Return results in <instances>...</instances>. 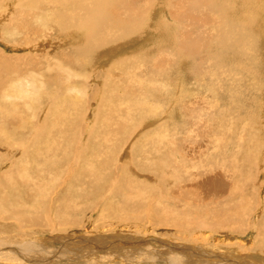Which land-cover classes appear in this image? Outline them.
<instances>
[{"label": "rangeland", "instance_id": "rangeland-1", "mask_svg": "<svg viewBox=\"0 0 264 264\" xmlns=\"http://www.w3.org/2000/svg\"><path fill=\"white\" fill-rule=\"evenodd\" d=\"M16 7L0 18V219L15 224L0 238L48 246L21 264H264V0L233 4L235 56L219 49L209 12L195 54L153 21L140 33L153 37L91 76L76 65L79 39L46 29L36 49L41 30ZM206 180L216 192L204 198Z\"/></svg>", "mask_w": 264, "mask_h": 264}, {"label": "bare ground", "instance_id": "bare-ground-1", "mask_svg": "<svg viewBox=\"0 0 264 264\" xmlns=\"http://www.w3.org/2000/svg\"><path fill=\"white\" fill-rule=\"evenodd\" d=\"M240 1L241 0H7L6 2H3L2 0L0 18L2 19L10 16L13 11L11 7L17 6L16 8L18 10V15H15L17 20L23 24L29 25L32 30H41L40 34L43 36L39 35L40 38L38 39V42L35 41V43L38 45L35 47L36 49L41 46V39L50 37V33H48L46 29L57 28L61 30L63 32L62 36L64 37V40L70 41L71 43L79 39V42L76 43L74 47V54L78 58L76 65L79 69H81L80 71L90 70L89 76H91L94 73L93 70L99 66L103 59H108L111 53H116L119 50H130L131 48L136 49L138 44L147 40L145 37L149 36V39L153 37L154 34H152L150 31H146L143 38L140 36V33L143 30H146L148 24L152 23L153 21L157 22L155 25H153V28L162 31V34L166 33L168 36L169 33H174L173 38L177 41V47L179 51L182 50V52L186 55L195 54L199 47V33L202 27L205 28L204 24L208 21L210 16L209 12L214 15V20H211L210 30L218 44L219 49H224L235 56L238 50H236L237 48L235 47L234 43L237 41L238 37L230 39L231 33L233 30H238V33L242 32L237 28L236 25V14L240 13L241 9L240 7L233 8V4L235 2L240 3ZM206 3L208 4V10ZM159 8L166 9L170 13L172 19L168 15H165V17H167L169 20H173L172 25L167 26L159 22L161 18L160 13H158ZM43 11H46V13H42ZM24 16L42 20L43 26L32 27L24 19ZM228 16H232L233 23L228 21ZM15 17L12 18L13 22L16 21V19L14 20ZM172 27L176 28L175 32H172ZM9 33L15 32L10 29ZM22 48L25 49V47ZM141 49H144L143 46H141ZM148 55L149 53L146 52L144 56L141 57V60H148ZM67 62L69 63V61ZM106 62L108 61H105V63ZM232 62H234V65H237L236 59H234ZM59 64L62 67V64ZM60 65L58 69L61 68ZM101 66L105 67V65ZM111 74V71L105 69L104 77L106 78V81L109 82ZM57 76L59 79H63L62 73L61 75L58 74ZM157 89L163 88L157 87ZM28 92L30 93V91ZM43 94H40V96L42 97ZM45 96L48 97V95ZM80 97H82V95L79 96V98L76 96V99L74 100L77 102L76 104L79 105L77 108L79 114L84 115L87 114V109H84V103L80 100ZM98 104L99 106L106 105V101L101 99L99 100ZM27 105L29 107L30 102ZM130 105L136 109H139L144 105V103L133 100ZM80 106H83L82 112H80ZM156 110L157 108L149 107L147 111H151V113L156 114ZM31 111L33 114H35L36 111L34 106L31 107ZM97 111L96 113H98ZM50 113L51 111H49V114ZM185 113L189 115L192 114V111L187 109ZM144 115H146V113ZM168 115L171 117L173 115H177V113L172 111ZM188 188H192V185L190 184L186 189ZM197 189V192H199L201 196H204V198L212 194L214 196L216 192L215 186L212 184V182H208V180L201 182L199 184V188H196V190ZM194 190L192 191L193 193L195 192ZM1 215L2 211L0 206V216ZM0 218H3V215ZM200 225L205 226L206 224L199 223L198 226ZM5 226H7L9 230H12L15 227V224L3 223L0 219L1 232V229H3ZM212 227L215 228L213 225ZM26 237L25 235L20 237L19 245H21V249L18 250L15 249L14 246L10 245L14 241L13 238L10 240V242L5 241V243L4 240L0 238V263L6 262L7 264H21L24 263V259H21L23 257L20 258L19 256L29 254L30 251L31 254L33 253L32 251H34V249L39 250L48 247L46 243L47 241H44L45 244H43V241L39 237L37 238L40 239L41 243L34 242L33 239L25 240ZM239 251L237 252L239 253ZM32 262L33 260H29L25 263L32 264ZM101 264L103 263L101 262Z\"/></svg>", "mask_w": 264, "mask_h": 264}]
</instances>
